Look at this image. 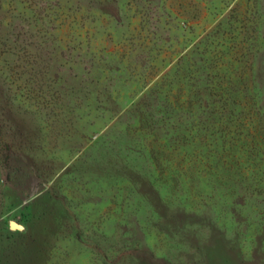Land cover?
Here are the masks:
<instances>
[{"label": "rangeland", "instance_id": "1", "mask_svg": "<svg viewBox=\"0 0 264 264\" xmlns=\"http://www.w3.org/2000/svg\"><path fill=\"white\" fill-rule=\"evenodd\" d=\"M0 264H264V0H0Z\"/></svg>", "mask_w": 264, "mask_h": 264}, {"label": "water", "instance_id": "2", "mask_svg": "<svg viewBox=\"0 0 264 264\" xmlns=\"http://www.w3.org/2000/svg\"><path fill=\"white\" fill-rule=\"evenodd\" d=\"M12 229L17 230V229H21V227L16 224H12Z\"/></svg>", "mask_w": 264, "mask_h": 264}]
</instances>
